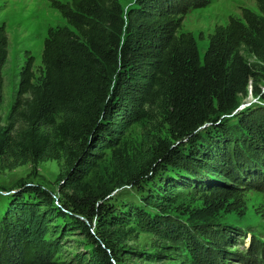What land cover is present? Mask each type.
I'll return each instance as SVG.
<instances>
[{
  "label": "trees",
  "instance_id": "obj_1",
  "mask_svg": "<svg viewBox=\"0 0 264 264\" xmlns=\"http://www.w3.org/2000/svg\"><path fill=\"white\" fill-rule=\"evenodd\" d=\"M70 2L60 13L74 31L49 32L42 78L34 83V60L29 58L5 126L0 118V160L13 168L64 158V186L78 190L111 150L114 169L124 175L120 185H141L149 179V184L156 183L149 204L143 203L147 207L135 209L130 220L165 240L187 241L197 248L187 222L207 236L222 211L233 209V187L221 178L235 181L231 176L239 173L249 178L240 166L244 153L262 165L249 139H264V119L235 116L228 123L242 135L233 139L225 118L249 91L264 101L260 71L244 55L247 50L264 65V19L245 14V24L231 20L218 27L201 58L195 37L178 34L170 17L150 7L133 11L127 21L119 0ZM8 54L6 29L0 26V111ZM145 122L161 123L168 133L165 139L151 140L147 171L130 159L122 143L135 125ZM146 136L149 139V133ZM201 176L228 187L192 181ZM181 183L209 193L201 208L184 210L187 214L179 210ZM62 194L61 207L39 186L24 185L6 198L0 214V264H26L27 257L32 264H58L59 244L75 230L98 245L91 264H114V240L125 233L121 227L129 219L112 215L115 211L91 193ZM179 213L189 215L187 222L176 216ZM94 220L112 230L94 236Z\"/></svg>",
  "mask_w": 264,
  "mask_h": 264
},
{
  "label": "rangeland",
  "instance_id": "obj_2",
  "mask_svg": "<svg viewBox=\"0 0 264 264\" xmlns=\"http://www.w3.org/2000/svg\"><path fill=\"white\" fill-rule=\"evenodd\" d=\"M119 1L127 21L130 13L142 6L150 7L157 13L170 17L172 19L170 26L174 27L178 34L191 33L195 37L201 58L209 47V37L218 27H226L231 20L245 24V14H251L260 20L264 19V0ZM70 4V0H0V26H5L9 40L8 59L3 69L4 103L0 111L2 126H5L15 104L20 75L28 59L34 60V83H38L44 74L42 54L49 32L57 29L74 31L60 13V8L70 7ZM244 55L260 71L259 88L264 91V65L252 57L247 50L244 51ZM263 111L262 97H255L249 91V95L241 100L234 114L225 118L228 119L225 129L233 139H240L242 134L235 133L234 123L228 122L241 113L262 120ZM222 120L224 121V118L220 122ZM260 122L264 124V120ZM148 133L149 139L146 136ZM262 133L264 136V132ZM257 136L256 139L251 136L249 143L256 151V159L262 165L258 166L253 161V155L247 156L244 153L245 160L240 162V166L241 169L249 172V178L240 173L237 177L231 176L235 181L226 177L221 178L223 183L226 182L233 187L236 197L230 201L233 209L222 211L216 222L207 228V236L202 235V229L186 221L189 215L180 216L181 213L176 215L188 223L186 224L190 231L199 242L197 248L187 241L165 240L159 234L147 232L144 227L130 220L135 209L147 207H144L143 203L149 204V195L151 189L156 188V183L149 184V179L141 185H120L124 175L114 169L111 150L105 151L103 161L90 173L78 190L67 189L64 186V158L31 162L13 168L7 167L0 160V214L7 207L6 198L18 192L24 185L39 186L51 193L55 204L59 207H61L60 200L65 199L62 192L79 196L91 193L99 204L115 211L112 215L130 220L121 227L125 233L117 234L118 237L114 240L113 245L117 255L114 264H264V139ZM167 137V129L161 123L145 122L135 125L123 137L122 143L130 159L147 171L152 150L151 140ZM12 162L14 160L10 159V163ZM199 180L212 183L210 185L213 186L228 187L220 180L203 176L198 178V181H192L200 183ZM208 194L200 188L181 183L176 205L180 211L201 208L204 197ZM146 211L150 209L146 208ZM173 211L177 212L176 209ZM187 212L184 211V214ZM80 220L84 223L88 222L83 217H80ZM91 226L94 236L97 231L99 232L98 237L105 231L112 230L109 224L104 225L96 220ZM1 246L0 241V250ZM59 246L60 253L55 257L58 264H91L98 252L95 240L89 238L82 230L71 231ZM26 260V264H32L31 257H27ZM3 264H6V261Z\"/></svg>",
  "mask_w": 264,
  "mask_h": 264
}]
</instances>
